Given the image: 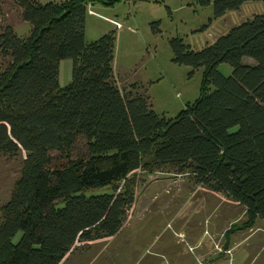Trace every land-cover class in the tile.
I'll return each instance as SVG.
<instances>
[{
	"label": "trees",
	"instance_id": "obj_1",
	"mask_svg": "<svg viewBox=\"0 0 264 264\" xmlns=\"http://www.w3.org/2000/svg\"><path fill=\"white\" fill-rule=\"evenodd\" d=\"M15 1L31 29L0 33L9 59L0 71V156L22 158L0 209V264H59L75 241L115 235L133 201L128 176L140 168L190 165L201 183L245 207L241 228L264 218V11L201 49L169 39L174 63L190 76L203 72L198 98L167 119L146 95L127 97L117 86L115 31L85 41L90 5L119 0ZM246 1L212 0V17ZM78 141L86 155L72 158ZM105 186L111 192L86 194Z\"/></svg>",
	"mask_w": 264,
	"mask_h": 264
},
{
	"label": "rangeland",
	"instance_id": "obj_2",
	"mask_svg": "<svg viewBox=\"0 0 264 264\" xmlns=\"http://www.w3.org/2000/svg\"><path fill=\"white\" fill-rule=\"evenodd\" d=\"M89 9L93 13H86V42L115 31L117 86L127 97L146 95L156 113L172 119L198 98L203 71L199 68L190 76V67L174 63L169 39L178 36L192 49H201L231 27L261 14L264 3L246 1L218 18L212 17V0H119L94 3ZM155 22H159V33L152 30ZM5 27L19 37L30 33L31 25L22 20L15 0H0V33ZM67 61L61 66L63 86L70 77L63 66ZM8 62L0 54V71ZM219 69L226 75L231 71L225 63ZM85 155L84 144L78 141L71 157ZM21 166L20 155L0 156V209L10 198ZM152 168L129 174L133 201L121 229L113 236L75 241L59 264H264V218L241 228L248 219L245 207L201 183L192 166ZM101 192L111 188L86 194Z\"/></svg>",
	"mask_w": 264,
	"mask_h": 264
},
{
	"label": "crops",
	"instance_id": "obj_3",
	"mask_svg": "<svg viewBox=\"0 0 264 264\" xmlns=\"http://www.w3.org/2000/svg\"><path fill=\"white\" fill-rule=\"evenodd\" d=\"M242 6V5H241ZM240 6V7H241ZM62 62H64V60L63 61H61V64H60V73H61V66H62ZM68 63L66 64H64L63 66L65 67V70L67 69L68 71H69V73H70V68H71V62H70V60L69 61H67ZM113 71H114V69H113ZM228 75V74H227ZM69 81H70V77H69ZM60 84H61V82H60ZM63 86V85H62Z\"/></svg>",
	"mask_w": 264,
	"mask_h": 264
},
{
	"label": "built area",
	"instance_id": "obj_4",
	"mask_svg": "<svg viewBox=\"0 0 264 264\" xmlns=\"http://www.w3.org/2000/svg\"><path fill=\"white\" fill-rule=\"evenodd\" d=\"M88 12L91 13V14L93 13L89 8H88ZM108 21H110V20H108ZM111 22H113L116 25V27H119L120 26L119 23H117L115 21H111Z\"/></svg>",
	"mask_w": 264,
	"mask_h": 264
}]
</instances>
